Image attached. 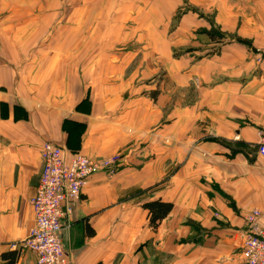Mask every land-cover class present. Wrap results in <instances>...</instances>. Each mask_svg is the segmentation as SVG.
<instances>
[{
  "label": "crops",
  "instance_id": "obj_1",
  "mask_svg": "<svg viewBox=\"0 0 264 264\" xmlns=\"http://www.w3.org/2000/svg\"><path fill=\"white\" fill-rule=\"evenodd\" d=\"M100 1L0 0V254L14 250L33 224L40 146L51 141L69 153L122 154L116 174H93L72 204L62 233L69 264H245L243 215L258 209L264 226L257 149L264 62L255 64L250 51L264 48V0L149 1L193 6L203 15L197 25L212 21L216 36H225L217 53L167 66L172 85H198L199 97L168 109L161 126L163 96L153 105L123 99L124 53L116 45L124 31L80 25L125 19V6L114 12V2ZM187 20L196 22V12ZM158 30L147 33L164 43ZM193 32L178 25L170 38L183 40L168 46L190 43ZM194 37L211 41L205 33ZM155 199L172 209L153 229L142 204ZM15 250L16 264H36L34 254Z\"/></svg>",
  "mask_w": 264,
  "mask_h": 264
},
{
  "label": "rangeland",
  "instance_id": "obj_2",
  "mask_svg": "<svg viewBox=\"0 0 264 264\" xmlns=\"http://www.w3.org/2000/svg\"><path fill=\"white\" fill-rule=\"evenodd\" d=\"M108 1L110 0H103L100 2L106 3ZM149 1L150 0H111V2L115 3L114 12H121V8L124 6L126 7V11H128V13L127 15L125 14V19L116 21L113 19L107 21L99 19L80 22V25H82V23H86L91 28L92 24L96 32L100 31V34L103 33L104 30L108 29V27L124 31L120 35V41L116 45V49L119 50L117 53H121V55L124 53L122 61L125 64V68L124 70H121V77L123 78L121 80V92L124 91L123 99L127 104L131 99H133V97L144 98L147 99L151 105H153V103L156 104L158 99H160V95L163 96L162 102H164L159 106V111L161 110L163 112L164 117H162L157 123L158 126H161L169 123L168 118L165 117V113L168 109H173L174 106L184 107V105H190L199 97L198 85H188L183 89L172 85L167 66L171 65L173 61L181 60L184 57L190 58L189 60L195 62L213 53H217V48L225 43V36L222 35L219 40L217 39L219 42L210 37V33L216 36V29H214L212 21L208 22V20H206L207 25H209L208 27L202 28L197 25L198 20L202 18L203 15L193 6L186 4L151 5ZM94 9L104 16L109 11L106 5H96ZM190 10L192 13L196 12V22L189 20L183 22V18H185L186 14L189 15ZM63 14L64 17L62 23H65V7ZM119 19L121 18L119 17ZM137 23L140 26L137 28L139 31L136 35H133V33H131V29ZM178 25H181V28H186L187 31L196 30V32L192 33L190 43L179 44L178 42L177 44H171L168 46L167 40L169 39L171 42L179 40L177 38L183 40V34H180L174 39L170 38V33H172ZM152 28L155 30L158 28V31L164 32V43L162 42V37L160 35H148L147 32ZM162 32H159V34ZM198 33H205L211 40L210 43H202L200 42L201 38L194 37V35H197ZM217 36L219 37V35ZM193 37L194 39L192 40ZM96 39L99 41L101 36H97ZM261 49L264 48H252V50H250L252 52V60H254L257 65L264 62L262 58L259 59L258 50ZM110 83H118V80L111 78ZM114 87L116 86H113L112 84V88ZM168 90L173 92L170 97V92L168 93ZM69 127L74 129L73 125H70ZM223 144H225V142ZM90 157L96 160L100 158L115 159L110 168L100 171L109 177L116 174L118 168L122 165V154L120 152L106 154V156L103 157Z\"/></svg>",
  "mask_w": 264,
  "mask_h": 264
},
{
  "label": "built area",
  "instance_id": "obj_3",
  "mask_svg": "<svg viewBox=\"0 0 264 264\" xmlns=\"http://www.w3.org/2000/svg\"><path fill=\"white\" fill-rule=\"evenodd\" d=\"M264 61V49L258 50ZM257 149L264 156V131L258 132ZM42 161L39 181L30 200L33 224L15 249L35 255L36 264H69L62 233L67 226L73 202L80 198L90 177L111 167L115 159L98 160L80 152H67L61 145L45 141L40 146ZM109 175V174H108ZM240 233L241 254L245 264H264V226L261 213L252 209L243 215Z\"/></svg>",
  "mask_w": 264,
  "mask_h": 264
},
{
  "label": "trees",
  "instance_id": "obj_4",
  "mask_svg": "<svg viewBox=\"0 0 264 264\" xmlns=\"http://www.w3.org/2000/svg\"><path fill=\"white\" fill-rule=\"evenodd\" d=\"M210 37L214 40H219V37L214 36V34L210 33ZM217 40V41H218ZM219 42V41H218ZM142 208L147 211V219L149 222V226L155 229L160 221L166 217V215L172 209V203L164 202L160 199L149 200L142 204ZM19 251L18 250H11L5 251L0 254V261L1 264H16L18 259Z\"/></svg>",
  "mask_w": 264,
  "mask_h": 264
}]
</instances>
